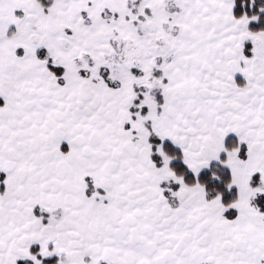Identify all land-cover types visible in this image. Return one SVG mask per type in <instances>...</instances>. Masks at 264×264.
Masks as SVG:
<instances>
[{
  "label": "snow or ice",
  "instance_id": "obj_1",
  "mask_svg": "<svg viewBox=\"0 0 264 264\" xmlns=\"http://www.w3.org/2000/svg\"><path fill=\"white\" fill-rule=\"evenodd\" d=\"M0 264H264V0H0Z\"/></svg>",
  "mask_w": 264,
  "mask_h": 264
}]
</instances>
